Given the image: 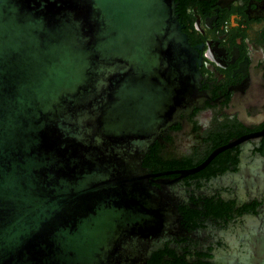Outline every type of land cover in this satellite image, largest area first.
Listing matches in <instances>:
<instances>
[{"label": "water", "instance_id": "obj_1", "mask_svg": "<svg viewBox=\"0 0 264 264\" xmlns=\"http://www.w3.org/2000/svg\"><path fill=\"white\" fill-rule=\"evenodd\" d=\"M185 1L0 0V264H264V76Z\"/></svg>", "mask_w": 264, "mask_h": 264}, {"label": "flooded vegetation", "instance_id": "obj_2", "mask_svg": "<svg viewBox=\"0 0 264 264\" xmlns=\"http://www.w3.org/2000/svg\"><path fill=\"white\" fill-rule=\"evenodd\" d=\"M196 69L264 76V0H186Z\"/></svg>", "mask_w": 264, "mask_h": 264}]
</instances>
